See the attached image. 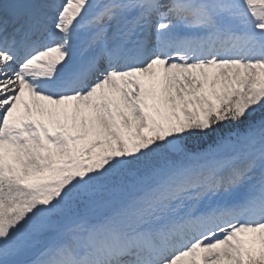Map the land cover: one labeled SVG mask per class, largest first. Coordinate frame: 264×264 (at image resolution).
<instances>
[{
    "label": "snow or ice",
    "instance_id": "6c2138e0",
    "mask_svg": "<svg viewBox=\"0 0 264 264\" xmlns=\"http://www.w3.org/2000/svg\"><path fill=\"white\" fill-rule=\"evenodd\" d=\"M0 264H264V0H0Z\"/></svg>",
    "mask_w": 264,
    "mask_h": 264
}]
</instances>
